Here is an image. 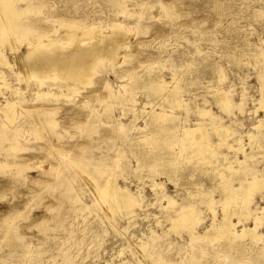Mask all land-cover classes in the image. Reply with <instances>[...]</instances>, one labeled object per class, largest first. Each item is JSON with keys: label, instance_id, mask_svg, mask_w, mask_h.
<instances>
[{"label": "rangeland", "instance_id": "obj_1", "mask_svg": "<svg viewBox=\"0 0 264 264\" xmlns=\"http://www.w3.org/2000/svg\"><path fill=\"white\" fill-rule=\"evenodd\" d=\"M39 1V8L25 19L40 29H59L58 21H73L97 26L105 32L109 24L117 22L131 31L123 41L127 47L118 50L121 62L104 59L97 65L91 84L78 85L77 93H69L67 97L63 94L67 93L64 80L46 79L40 89V92L49 89L58 97L37 96L36 80H25L16 74L15 66L11 69L0 64L6 83L0 90V264H156L153 262L155 254L172 264H185L191 244L201 247L199 254L204 253L205 264H264V257L256 253L264 244V183L250 196L249 209L252 211L246 216L248 221L238 223L240 218L236 214L231 218L237 223L236 229H241L253 226L257 215V232L261 233L257 243H230L225 239L191 243L186 232L179 236L170 229L172 221L166 220L168 210H160L161 204L168 206L166 200H159L151 193L149 179L144 177L139 182L136 173L129 172L135 164L132 150L139 148L131 141L136 128L145 125L146 112L154 105L145 104L148 92L145 80L148 76L160 75L164 81L171 82L173 74L177 73L180 75L177 80L186 88L181 97L184 108L175 112L177 122L182 119L185 128H195V111L204 108L233 134V139L220 142L214 130L207 126L205 132L208 133L204 137L220 148L212 154L196 155L187 153L196 146L185 137L187 132L179 134L182 131L171 122L162 127L175 128L165 137L176 140L173 134L178 136L177 157L193 160L186 164L192 169L187 180L197 177L201 182L195 192L179 188L174 197L179 205L194 206L201 211L203 222L197 231L204 232L214 219L213 215L221 219L228 204L224 198L221 200L223 188L210 187L208 174L199 171L201 166L210 171L216 157L224 156V163L232 169H226L225 173L231 175L229 185L223 190L237 189L239 196L247 188L244 181L254 174L262 175L264 125L258 126V122L264 118V110L255 109L262 94L250 52L257 48L264 56V0ZM16 4L22 6L23 2ZM119 6L124 8V13ZM45 19L48 21L43 22ZM28 38L30 35L22 41L18 55L26 53ZM3 49L8 62L13 64L14 53L8 47ZM129 72L139 77V85L133 90L136 103L132 109L130 105L113 104L111 116L106 118L104 102H101L106 97L103 86L108 83L112 90L123 93V85L129 82ZM214 88L226 90L235 104L241 99L240 107H233L228 115L223 114L225 112L215 104L211 93ZM7 100L14 102L12 122L5 119L1 109ZM44 111L50 113L53 123L45 122ZM134 115L137 119L132 123ZM154 127L145 128L144 132L151 135ZM248 134L255 137L250 141L255 139L261 145L260 150L249 149ZM141 149L145 151V146ZM118 150L126 159L123 171L126 180L119 177L117 183L123 186L133 180L129 185L132 192L136 191V185L142 186L144 192L140 194L144 202L151 203L145 208L149 213L145 218L137 208L135 220L122 219L118 215L107 218L102 209L93 205L91 190L85 181L76 177L68 165V161L80 160L90 164L100 159L107 162ZM239 161L245 163L244 170H238ZM166 187L173 196L174 186L167 184ZM64 190H69L72 200L62 197ZM151 233L154 240H151ZM142 245L149 247V251Z\"/></svg>", "mask_w": 264, "mask_h": 264}, {"label": "bare ground", "instance_id": "obj_2", "mask_svg": "<svg viewBox=\"0 0 264 264\" xmlns=\"http://www.w3.org/2000/svg\"><path fill=\"white\" fill-rule=\"evenodd\" d=\"M18 1H22L23 5L17 6L16 2ZM39 4V0H0V64L8 65L11 69L15 66L17 71L16 74L20 75L25 80H36V87L38 89L37 96L45 95L58 97L55 93H51L49 89L47 92H40V89L45 84L46 79L50 78L52 81H55V79L59 78L64 80L63 82L67 85V93L63 94L67 97L69 93H77L78 85L91 84L92 77L97 72V65L100 64L101 61L103 62L104 59L109 60L112 63L121 62V57L117 56L118 50L120 48L122 49V47H127L124 46L123 41L124 39H128L129 31H131L130 29L125 28L121 23L112 22L109 24L107 31L105 32V30H102L97 26H86L73 21H58L59 29L61 28L60 30L58 28L40 29L33 23H29L28 19H25L27 14L39 8ZM118 9L120 12H125L122 6H119ZM46 21L48 20H43V22ZM52 21L53 23L56 22V20ZM40 22L41 21H39V23ZM29 35L31 38H28L25 42L27 46L26 53L18 55L17 50L19 49L22 41ZM3 47H8L9 51L14 53L13 64L8 62L7 57L3 53ZM250 54L253 62L252 64L255 66L254 71L256 77L259 80L258 82H260L261 91L259 90V93L261 92L260 94H262V96L259 97L260 100H258L259 106L255 109H257V111L259 108L264 110V56L257 48L251 49ZM128 75L129 82L123 85V93L115 92L108 83L104 84L103 88L106 90V97H103L101 102H104L103 110L106 118L111 116V105H130V109H132L136 103L133 96V90L139 85V77L134 72H129ZM178 76L180 77V75L174 73L171 82L164 81L160 75H151L146 78L145 84L148 92L147 102L145 104L153 103L154 105H151V110L146 112V117L144 118L145 125L142 128H136L135 136L131 141V143L134 142L138 144L139 148L135 151L132 150V153L135 156V164L129 172L132 174L136 173V177L139 182L143 181L144 177L149 179L148 182L150 183L149 189L151 193L159 200H166L168 206H162L161 204L160 210H168L166 220L170 219L172 221L170 229L179 236L186 232L191 240V243L207 240L214 242L221 239H225L230 243L232 241L235 243L246 242L247 244L249 242L257 243L260 240L259 234H261L257 232L259 224L257 215L254 216L253 226H242L241 229H236L237 223L232 222L231 218L233 214H236L240 218L238 223L242 220V222L247 220V214L252 211L249 209L250 196L258 185L264 183V170L261 172L262 175L256 176L254 174L250 180L244 181L247 188L244 190L243 194L239 196L237 194V189L232 190L230 187V190L224 192L225 187L229 185L231 175L230 172H227L228 174L225 173L226 169H232L230 168V165L228 166L224 163V156L219 155V158L216 157V161L213 162V167L211 168L212 170H210L213 171V173L208 171L209 169H204L203 166L199 168V171L201 170L202 173L205 172L208 174V178L211 180L210 187L218 188L221 186V188L224 189H222L223 197H221V200L224 198L225 204L228 203L225 205L223 212L221 211L224 213L223 217L217 220L215 215H213L214 219L211 220V223L202 233L197 231V227L203 222V219L200 216L201 211L194 206H181V203L179 205V203L175 201L174 197L177 192H179V188L186 189L190 193H193L198 190V185L201 182L197 177L194 180H187V176L192 172V169L186 166V164H189L193 160H183L182 158L177 157V150L180 146L177 139L178 136L173 134V136L176 137V140L173 139L172 136L171 140H167L165 137L166 135L169 136L171 131L175 130V128L171 127L170 129H163V125L171 122L175 124V127L177 126L176 128H179L182 131L179 134L187 132L185 137L190 139V141L192 140L193 145H196V148L192 147L190 151L189 149L187 150L188 154H212L216 151V149L220 148V145L217 148L215 147V144L208 141V137H204L206 133H208L207 131L205 132L207 126L214 130L215 134L218 135L220 142H226L231 137L233 139L232 130L230 131L228 126L223 125L221 121L216 122L217 117H215L208 109L201 108L195 111L197 117L195 128H185L184 125H182V119H178L177 122L178 117L175 115V112L184 108V101H182L181 97L182 93L186 91V88L183 86L184 84H180L177 80ZM217 77L218 79H221L220 74H218ZM1 78L3 80H1ZM4 80L2 72L0 71V90L2 88L1 85H3V87L6 86ZM11 92L13 91L11 90ZM211 93L215 104L221 111L225 112L223 114L228 115L231 113L233 107H240L241 105V99L238 104L233 103L229 99L230 96L227 95L228 92L226 90L214 88ZM0 94H2L1 91ZM13 107L14 102L8 100L1 107L5 119L10 122L15 119ZM43 116L46 123H53L49 112L44 111ZM136 119L137 116L134 115L131 122L134 123ZM152 125L155 126L152 132L153 134H146L144 132L145 128ZM259 125H264V118L259 119L258 126ZM248 137H250L248 139L249 141L251 138H255L250 135ZM238 140L239 139L235 141L238 142ZM256 142L257 141L255 139L254 141L252 139L250 144H248L251 147H249L251 151L261 149V145ZM142 145L145 146V151H142ZM242 147L243 144L241 148ZM238 152L236 150V153ZM165 155H168L169 157L166 158ZM125 160V158L123 159V153L118 150L115 157L110 158L107 162L100 159L99 161L90 164L89 162L80 160L68 161V165L73 169V174L76 177H80L85 181V184L89 187V190H91L90 192L93 197V205L102 209L107 218L109 216L112 217L114 215H118L122 219L135 220L138 217L135 212L136 208L142 212V215L145 218L149 215V213H146V209H148L147 206L151 205V203L149 204L148 202L146 204L144 202L145 200H143L144 198L140 194L143 191L142 186H139L140 184L138 183L139 185H136V191L132 192L129 189V185L133 180H129L128 184L126 182L123 186H120L117 183V178L119 177L126 180V176H124L125 174L123 173L124 168L126 167ZM182 163H184L183 166ZM244 164L242 161H239L240 168L238 170H244L246 168ZM142 171L144 172L143 174ZM167 184L173 185L176 189L174 190L175 193L173 196L167 192ZM62 197L72 200L69 190H64ZM218 206L220 208V205ZM210 212L213 213V209ZM160 222L161 219L159 223ZM110 223L114 226L113 221ZM171 230H169V232ZM169 232L164 233L168 235ZM153 238L154 236L152 234L151 240H154ZM142 247L143 249L149 251V247L143 245ZM200 248L201 247L198 245L195 246V244L190 245V253L185 257V264H205V261L203 260L204 253L199 254V250H201ZM137 249L139 250L138 247ZM151 249L155 250L154 248ZM158 252L159 251H157V253ZM256 253L261 257H264V244L257 248ZM145 259L147 260V258ZM153 262L156 264H172L171 261L165 259L160 254L153 255ZM117 264L130 263L118 262Z\"/></svg>", "mask_w": 264, "mask_h": 264}]
</instances>
